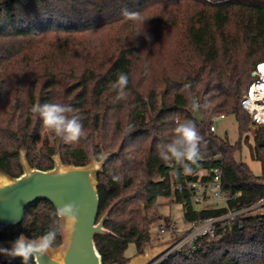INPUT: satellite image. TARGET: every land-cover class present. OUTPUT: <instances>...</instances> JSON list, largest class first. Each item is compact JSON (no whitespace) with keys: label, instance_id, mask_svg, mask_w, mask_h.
Listing matches in <instances>:
<instances>
[{"label":"trees","instance_id":"trees-1","mask_svg":"<svg viewBox=\"0 0 264 264\" xmlns=\"http://www.w3.org/2000/svg\"><path fill=\"white\" fill-rule=\"evenodd\" d=\"M125 9L149 18L150 41L135 36L142 25ZM263 61L264 0H0V170L20 176L21 150L31 167L49 170L58 152L63 164L84 166L120 148L97 175L99 218L111 209L105 227L114 235H97L95 243L104 264H127L129 245L142 254L152 226L168 221L158 212L161 198L181 204L187 222L227 212L199 209L192 191L174 190L202 170L206 181L221 167L231 208L264 200L263 178L243 162L240 144L210 132L219 114L234 115L242 134L251 131L241 101ZM120 72L129 77L128 98L116 102L112 84ZM45 103L71 105L85 135L73 143L53 138L32 111ZM186 120L201 136L203 159L190 173L160 156ZM252 156L264 170L263 142ZM55 210L47 201L32 204L21 225L0 226V241L38 238L55 226ZM241 222L218 241L204 240L192 258L176 253L159 264H264V217ZM61 243L59 231L52 248Z\"/></svg>","mask_w":264,"mask_h":264},{"label":"water","instance_id":"water-1","mask_svg":"<svg viewBox=\"0 0 264 264\" xmlns=\"http://www.w3.org/2000/svg\"><path fill=\"white\" fill-rule=\"evenodd\" d=\"M255 76V74H253ZM118 148L110 154H103L101 160L93 158L84 166L65 165L60 153L52 156L53 168L40 170L30 166L26 152L20 151L22 174L11 177L0 170V226L15 228L22 224L25 210L39 201L51 203L55 209L68 202L79 207L78 223L70 230H61V245L51 248L47 254L34 257L35 264H104L95 237L114 235L105 227L111 209L99 218V192L97 175L104 171L108 159L117 155ZM264 186V179L258 180ZM264 217V206L245 215V219ZM12 240L0 241V246L10 247ZM177 239L159 244H147L142 254L131 258L127 264H155ZM9 258L0 255V264Z\"/></svg>","mask_w":264,"mask_h":264},{"label":"clouds","instance_id":"clouds-1","mask_svg":"<svg viewBox=\"0 0 264 264\" xmlns=\"http://www.w3.org/2000/svg\"><path fill=\"white\" fill-rule=\"evenodd\" d=\"M124 15L130 20L138 21L142 25V31H138L135 36L143 35L148 41L150 34L145 31V23L149 18L143 17L139 12L124 10ZM129 77L126 73H118L117 79L112 84V89L116 93L115 101L119 102L128 98L127 87ZM193 109L198 110L201 105L194 99ZM33 113L38 114L43 122V126L49 130L53 138H60L67 143L78 142L84 135L85 130L80 118L71 115L74 109L71 105L63 103L36 104L32 108ZM131 126H129V131ZM201 136L193 121L186 120L178 122L175 128V136L172 141L163 146L160 156L170 164L182 166L185 172L190 173V165H197L202 159L200 149ZM113 180L119 182L118 175L113 176ZM4 187L0 183V188ZM79 207L74 202H68L58 206L54 214V227L46 231L38 238H29L19 235L10 242V247L0 246V255L6 256L9 260L19 258L21 264H30L34 257H41L47 254L56 241V237L61 230H70L78 223Z\"/></svg>","mask_w":264,"mask_h":264},{"label":"built area","instance_id":"built-area-1","mask_svg":"<svg viewBox=\"0 0 264 264\" xmlns=\"http://www.w3.org/2000/svg\"><path fill=\"white\" fill-rule=\"evenodd\" d=\"M253 74H255V80L244 94L241 106L250 115L253 124L260 126L264 124V61L257 65ZM224 117V114H219L212 118L210 128L212 134H216V121ZM203 175L206 173L202 170L198 173L199 179L197 181L188 182L186 186L178 184L174 190L182 192L188 189L193 192L194 202L198 205H204V208H226L227 212L224 215L211 217L201 222L186 221L188 227L184 229H180L171 220L160 224L158 238L163 240V237L167 236V241L177 239V242L155 264L167 260L176 253H183L192 258L201 248L204 240L218 241L231 224L237 221L242 225L241 219L247 213L264 206V200H261L246 209L231 208L228 202L229 198L223 191L221 167H215L209 172V180H202Z\"/></svg>","mask_w":264,"mask_h":264},{"label":"rangeland","instance_id":"rangeland-1","mask_svg":"<svg viewBox=\"0 0 264 264\" xmlns=\"http://www.w3.org/2000/svg\"><path fill=\"white\" fill-rule=\"evenodd\" d=\"M216 134L220 138H225L230 144L239 143L241 146V157L243 162L250 168L256 177L264 179V170L262 162L256 160L252 156V149L258 146L260 142L264 143V138L260 139V126L254 124L250 125L251 131L249 133H241L237 119L234 115H225L223 119H218L215 123ZM205 173V172H204ZM161 206L159 207V215L163 220H171L176 223L180 229L188 227V223L184 217V208L181 204L171 203L165 198L160 199ZM197 208H203L204 205H196ZM160 223H155L152 226V242L149 244L155 245L167 241V236L158 238ZM136 254V247L134 244L129 245L127 256L132 257Z\"/></svg>","mask_w":264,"mask_h":264},{"label":"crops","instance_id":"crops-1","mask_svg":"<svg viewBox=\"0 0 264 264\" xmlns=\"http://www.w3.org/2000/svg\"><path fill=\"white\" fill-rule=\"evenodd\" d=\"M134 256H136V255H134ZM134 256H132L131 258H133Z\"/></svg>","mask_w":264,"mask_h":264}]
</instances>
